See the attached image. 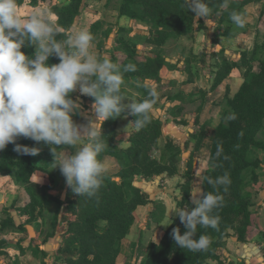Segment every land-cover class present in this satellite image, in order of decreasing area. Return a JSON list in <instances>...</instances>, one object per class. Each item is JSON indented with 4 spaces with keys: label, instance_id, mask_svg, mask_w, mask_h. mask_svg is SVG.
Instances as JSON below:
<instances>
[{
    "label": "trees",
    "instance_id": "1",
    "mask_svg": "<svg viewBox=\"0 0 264 264\" xmlns=\"http://www.w3.org/2000/svg\"><path fill=\"white\" fill-rule=\"evenodd\" d=\"M47 0H18V5L29 3L38 5ZM253 0H207L210 12L219 15L218 21L233 22L230 15L237 12L241 6ZM82 0H68L67 3L58 5L51 3L50 12L55 16L51 21L58 29V40L66 39L65 33L74 18L80 11ZM237 4V5H236ZM236 6V7H235ZM118 16L145 21L149 25V32L144 38L145 42L154 46H161L171 37L180 36L184 30L191 31L195 21V15L188 10L186 0H120ZM199 21L198 29L203 28L202 17L197 16ZM195 21V22H196ZM91 34L98 31L99 23L91 26ZM124 27L116 26L114 37V51L109 56L111 60L120 66L124 83L121 86L122 102L127 105L132 103L128 89L137 91L135 102L148 98V93L142 86L143 81L158 80L160 72L168 66V62L160 54L146 56L137 59L136 44L127 34ZM110 32L106 31L105 36L109 37ZM100 47L101 44H99ZM26 55L34 52V47L25 46L21 49ZM98 53H102L99 51ZM249 57L243 51L239 60L230 61L223 58L215 71L213 85H219L237 66L245 69V77L237 92L227 100L231 113L227 119H221L215 126L214 136L209 147L208 165L204 177L211 176L215 179L227 173L231 183L227 186H219L218 194L222 197V205L215 209L213 215L219 217L217 228L197 227L196 237L199 234H207L211 238L210 246L203 251L193 252L179 248L171 232L173 228L179 227L181 234L186 229L178 216L174 217L170 225L164 230L157 242L148 244L150 252L142 264H204L209 257L216 256V250L221 247L223 238L228 236L229 229L234 226H242L241 221L247 218V209L251 204L248 194L243 193L244 175L243 172L251 166H258L259 160H250L248 157L250 147L264 149V142L257 138L262 129L264 121V60L258 72H251ZM55 56L49 58L48 63H58ZM133 65L134 71L123 72L127 65ZM188 81H192L189 68L187 69ZM73 99H77L71 93ZM93 101L92 97H89ZM155 103L157 98L155 97ZM126 117L132 125L128 136V145L121 147L117 140V124ZM134 117L121 115L117 118H109L102 124V140L106 144L105 150L100 154L99 159L108 156L113 158L118 170L114 173H105L102 187L95 196L86 197L74 194L70 189L64 199L49 193L52 186H42L41 192L27 186L34 173L38 170H45L35 160V155H22L14 151V145L9 143L4 150H0V171L13 172L15 180L24 184L28 200L19 205L13 201L11 206L17 210L20 216L25 217L26 222H33L46 208L54 209V223L52 232L46 234L45 242L54 235L57 215L61 207H64L74 216V219L67 223L62 238L64 247L61 251H68L70 243L76 241L77 246L74 256L62 258V264H116L120 253L122 240L127 235L130 227L135 222L134 211L138 205L148 202L142 196L141 189L134 184L136 179L149 180L161 174L169 176L177 173V162L182 152L180 144L171 137L164 140L161 157L153 155L163 136V123L153 115L149 114V122L141 129H137ZM204 129L201 126L196 132L189 135L191 140L183 143L184 148L192 144V151L186 162V171L183 176L185 181L181 188L184 193L177 200L181 208H191L190 191L192 183V155L197 151L203 140ZM192 141V143H191ZM16 143L37 147V142L19 137ZM219 149V155H217ZM50 160V153L41 151ZM40 153V152H39ZM47 164V163H46ZM201 181V193L214 191L211 185L204 179ZM8 212V209H3ZM241 217V221L236 219ZM105 222L102 229H98L97 222ZM12 218H6L0 223L4 229L12 224ZM18 228L24 229L25 224H19ZM10 247L5 239H0V256ZM22 251V246L18 245ZM31 252L36 253L31 249ZM47 255V254H45Z\"/></svg>",
    "mask_w": 264,
    "mask_h": 264
},
{
    "label": "rangeland",
    "instance_id": "2",
    "mask_svg": "<svg viewBox=\"0 0 264 264\" xmlns=\"http://www.w3.org/2000/svg\"><path fill=\"white\" fill-rule=\"evenodd\" d=\"M234 1H238V4L240 2V0ZM67 2L68 0H47L35 6L23 3L18 5V13L22 17H27L37 9H44L50 14L49 19L54 21L55 16L50 12V4L62 5ZM119 4L120 0H82L80 11L70 26L75 24L77 28H83L91 32V26L98 22L100 29L94 32V50L101 51L108 56L114 51L115 44L113 40L116 26L124 27L136 44L137 59L160 53L168 62L167 67L170 69L177 68L179 71L186 72L189 68L190 76L195 85L191 86L190 90L186 92L180 90L179 83H176L177 79L161 72L158 80H152L157 86V103L153 106L152 112L163 123V136L157 148L153 151V155L157 158L161 157L165 138L171 137L176 140L183 149L177 162V167L182 171V178L178 182H167L164 178L156 176L151 179V183L150 180L141 183V186L145 187L147 191H152V186H154L156 190L163 193L165 200L177 205V200L184 193L181 188L182 183L185 181L183 174L186 171V162L192 151V144L188 148L183 147L185 141L191 140L187 133L190 135L201 126L205 129L207 125L212 127L217 125L221 119H227L231 113L227 100L237 92L245 77L244 68L239 66L232 69L219 85L214 86L213 79L218 64L223 58L230 61L239 60L241 53L244 51L246 57L250 58L251 72H258L264 60V0H253L238 9L236 13L240 14L245 20L243 28H238L233 23L230 25L226 20L218 21L219 15L211 12L207 19L202 17V29H198L199 21H196L198 19L196 16V22L194 21L192 24L193 29L191 31L184 30L180 36L169 38L161 46H154L145 42L144 38L149 32L147 22L127 16H118ZM106 31L110 32L109 37L105 36ZM227 37H236L239 42L236 41L234 45H228L224 42ZM241 74H244V76ZM186 76L184 74L183 79L180 80H187L188 76ZM165 80H170V82ZM128 92L132 102H135L137 91L129 88ZM73 93L82 105L81 113L74 114L73 121L79 125L87 123L88 117L95 118V113L91 108L93 101L89 99V96L81 95L79 90ZM131 129L132 125L130 122L127 123L125 117L118 122V134H123L117 137L119 144L123 145L125 141L124 134L128 133L129 136ZM262 130L264 131V127ZM52 147H56L54 151L58 153L61 150L74 151V148L69 145L53 146L44 142L37 143L40 153L38 152L35 155V160L41 167L46 169L36 171L26 185L34 188L37 192H41L42 186H52L51 189L54 190L61 189L57 193L51 192L50 189L49 193L61 196V199H64L69 192V188L66 186L65 178L61 174L59 166L53 167L55 162L51 152ZM208 150L209 145H206L203 146L201 151L193 152L191 160L192 183L195 176L203 177L204 171L209 169L208 155H206ZM41 151L50 153L49 161ZM195 152H197L196 156L206 161L195 162ZM117 170L118 166L115 172ZM164 187L171 189L173 192L164 191ZM27 200L28 196L24 184H20L15 180L13 172L0 171V223L6 218L13 219L12 224H8L4 229L0 228V239H5L10 244V247L0 256V264H62L63 257L74 256V250L77 246L76 241L70 243L66 252L61 251L65 245L62 238L57 240L52 248H48L49 250L40 248L43 237L52 232L55 220L54 209L46 208L33 222H26L25 217L20 216L11 204L13 201H17L19 205H22ZM5 208L8 209V212L3 211ZM180 209L182 208L180 207ZM164 213L165 205L161 201H155L153 214L151 213L146 221H142L144 224L140 226L135 223L128 231L121 244L116 264H142L144 262L150 252L148 244L157 242L162 235L164 225L161 226L159 222ZM65 217L64 214L59 213L55 223L56 226H64L65 228L67 225V222L63 221L66 219ZM237 220L238 222L241 221V217H238L236 222ZM21 223L25 226L34 227L31 233L32 236L29 237L30 245L28 246L22 245L26 237L21 236V233L25 230L18 228ZM97 225L98 229L104 227V223L101 221H98ZM55 231L57 230L54 229ZM34 240H38L39 243H35ZM18 245L22 246V251L18 248ZM31 249L35 250L36 253L32 254ZM45 254H49V256Z\"/></svg>",
    "mask_w": 264,
    "mask_h": 264
},
{
    "label": "clouds",
    "instance_id": "3",
    "mask_svg": "<svg viewBox=\"0 0 264 264\" xmlns=\"http://www.w3.org/2000/svg\"><path fill=\"white\" fill-rule=\"evenodd\" d=\"M186 2L188 10L200 18L210 16L207 0ZM49 15L47 10L37 9L22 17L18 0H0V150L12 143L19 154H38L39 148L16 143L19 137L53 146H72L73 152L59 153L52 147L53 167L59 166L66 186L74 194L93 197L102 187L106 172L99 159L106 148L103 122L130 115L136 128H143L149 122L157 86L146 78L142 86L148 98L125 105L120 95L124 83L120 66L108 55L95 51L94 36L75 24L68 28L66 39L58 40V29ZM230 19L238 28L245 26V20L236 12ZM25 46L34 47V52L26 55L21 50ZM52 56L59 62L49 64ZM134 70L131 64L123 68V72ZM76 90L93 98L95 118L88 117L85 124L78 125L72 118L82 110L79 100L71 96ZM204 179L214 191L192 197L191 208L176 211L186 231L181 234L176 227L170 234L179 248L193 252L210 246L209 235L196 237L197 227L217 228L219 217L213 212L222 205L219 186L227 190L231 183L227 173Z\"/></svg>",
    "mask_w": 264,
    "mask_h": 264
},
{
    "label": "crops",
    "instance_id": "4",
    "mask_svg": "<svg viewBox=\"0 0 264 264\" xmlns=\"http://www.w3.org/2000/svg\"><path fill=\"white\" fill-rule=\"evenodd\" d=\"M226 39L227 40H225L224 42L228 43V45L231 44L234 45L235 42L238 40L236 39V37H227ZM168 68L169 67L163 68L161 70V73L166 74L167 76L172 77L174 79H177L176 83L177 82L179 83L181 91H185V92L189 91L190 87L195 85L193 81H188L186 79L184 81L180 80L183 79L184 74L187 75V72L185 71L182 72L181 70L179 71V69L177 68H173V69L170 68L168 69ZM241 75L244 76V74ZM165 81L170 82V80H165ZM126 120L127 123L130 122L127 118ZM215 126L216 125H213L212 127H209L208 125L206 126V128L204 129L203 140L197 152L201 151L203 146L209 145L210 147L211 141L214 136ZM262 129L257 134V138L264 142V131ZM121 135L123 134H118V136ZM124 135H125V141L123 145L119 144L121 147H126L128 145V138H127L128 133ZM187 135L189 136L188 133ZM197 152L194 153L195 162L206 161L205 159L203 160L199 156H196ZM206 155L209 156V150ZM248 157L250 160H254V159L259 160L260 164L258 166H251L243 172L244 175L243 193L249 195L251 202V204L247 209V218H243V221H241L242 226H238L237 224V226H234L232 229H229L228 236L223 238L221 242L222 243L221 247L217 249L215 252L216 256L207 258L204 264H264V149L258 147H250ZM102 161L106 167L105 173L115 172L118 165L113 158L105 156L103 157ZM205 172L206 171H204V174ZM159 176L164 178V180L167 182H171V181L178 182L182 178V171L180 170V168L177 167V173L171 176L167 174H161ZM203 177L195 176V179L191 185L190 200L192 199V197L195 198L199 194H201V181ZM137 180H140L141 182ZM149 180L151 183V179ZM149 180L136 179L134 181V184L141 189L142 196L145 199H147L148 202L146 204L138 205L136 207L134 211L135 222L133 223V225L135 223H138L140 226L144 224L142 221L144 220L146 221L147 217L148 216L150 217L151 213L153 214V211L155 210V201H161L165 205V213L163 218H161L159 224H161V226L164 225L163 227L165 230L170 225L172 219L176 217L174 213L180 210V207H178L175 204H172L171 201L165 200V197L163 198V193L161 191L156 190L154 186H152L153 187L152 191H147L145 187L143 188L141 186V183H146V181ZM164 188H165L164 191L168 190L167 187ZM52 191L57 193L61 191V189H57V190L51 189V192ZM60 193L62 194V192ZM58 197L61 198V196ZM59 213L64 214L66 216L65 217L66 219L63 221L67 223L74 219V216H72L71 213L68 212L64 207H61ZM99 221L105 224L103 220H99ZM133 225L131 227H133ZM55 229L57 231L54 232V235L52 237H49L45 242H43V239L46 235L43 237L42 241L40 242V244L42 243L43 245L41 244L40 248L44 250H47L48 248H52V245L56 243L57 240L62 238V232L64 230V226H55ZM20 230H25L21 233V236L26 237V239L22 242V245L23 246L30 245L29 237L32 236L31 233L34 230V227L25 226L24 229H20ZM164 230L162 231V233L164 232ZM34 242L39 243L38 240L37 241L34 240ZM47 256H49V254ZM9 261L11 263L10 258Z\"/></svg>",
    "mask_w": 264,
    "mask_h": 264
},
{
    "label": "water",
    "instance_id": "5",
    "mask_svg": "<svg viewBox=\"0 0 264 264\" xmlns=\"http://www.w3.org/2000/svg\"><path fill=\"white\" fill-rule=\"evenodd\" d=\"M167 191H168L169 193H172V192H173L171 189H168Z\"/></svg>",
    "mask_w": 264,
    "mask_h": 264
}]
</instances>
